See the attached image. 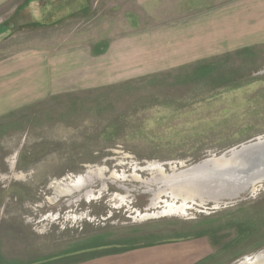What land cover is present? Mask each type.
<instances>
[{
  "label": "rangeland",
  "instance_id": "rangeland-1",
  "mask_svg": "<svg viewBox=\"0 0 264 264\" xmlns=\"http://www.w3.org/2000/svg\"><path fill=\"white\" fill-rule=\"evenodd\" d=\"M29 1L0 9V60L59 63L47 94L0 114V264L141 249L264 264V181L214 206L162 177L264 136V40L199 62H116L117 43L131 55L144 32L238 0Z\"/></svg>",
  "mask_w": 264,
  "mask_h": 264
},
{
  "label": "crops",
  "instance_id": "crops-1",
  "mask_svg": "<svg viewBox=\"0 0 264 264\" xmlns=\"http://www.w3.org/2000/svg\"><path fill=\"white\" fill-rule=\"evenodd\" d=\"M11 1L0 0V9ZM31 1L33 0L29 2ZM263 40L264 0H238L214 5L144 32L142 38L134 40L136 42H133L134 51L131 55L124 53L120 49L124 46L117 43L119 58L116 62L134 64L148 59L158 61L157 66L169 62H186L185 60L199 62L213 56H231L236 50ZM125 54L126 58H121ZM56 59L58 58H35L28 62L22 57L9 56L0 60V114L11 111L16 104L20 105L38 94H47L46 90L51 87L48 74L52 71V61ZM58 63L59 59L54 62ZM33 64L34 66H30ZM29 69L36 74L43 73L44 70L49 72L45 78L37 75L27 77ZM150 252L151 249L122 252L116 256L98 258L92 264L103 261L106 257L109 264H171L172 260L167 258L170 254L166 249L164 255L167 261L155 262L149 259ZM178 258V262H184L187 255L183 253Z\"/></svg>",
  "mask_w": 264,
  "mask_h": 264
},
{
  "label": "water",
  "instance_id": "water-1",
  "mask_svg": "<svg viewBox=\"0 0 264 264\" xmlns=\"http://www.w3.org/2000/svg\"><path fill=\"white\" fill-rule=\"evenodd\" d=\"M169 183L168 188L185 194L187 202H220L221 199H234L244 191L252 192L253 186L264 181V136L233 147L218 155L209 157L170 175L162 176ZM174 193V192H173ZM180 198L181 197H177ZM264 257V255L262 254ZM236 264H243L239 261Z\"/></svg>",
  "mask_w": 264,
  "mask_h": 264
},
{
  "label": "bare ground",
  "instance_id": "bare-ground-1",
  "mask_svg": "<svg viewBox=\"0 0 264 264\" xmlns=\"http://www.w3.org/2000/svg\"><path fill=\"white\" fill-rule=\"evenodd\" d=\"M179 190H180V191H177V192L180 193V192H181V189H179ZM180 195H183V196H185V195H189V191H185V194H181V193H180ZM189 196H190V195H189ZM186 197H188V196H186ZM258 257H261V256H258ZM258 257H257V258H258ZM243 264H245V262H243Z\"/></svg>",
  "mask_w": 264,
  "mask_h": 264
}]
</instances>
